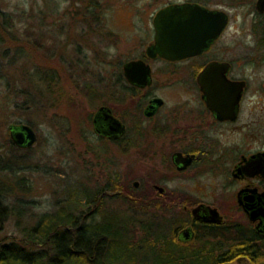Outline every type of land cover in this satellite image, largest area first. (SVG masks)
<instances>
[{"label": "flooded vegetation", "instance_id": "flooded-vegetation-1", "mask_svg": "<svg viewBox=\"0 0 264 264\" xmlns=\"http://www.w3.org/2000/svg\"><path fill=\"white\" fill-rule=\"evenodd\" d=\"M182 2L225 11L227 25L201 52L183 58L150 55L153 39L140 55L111 62L109 101L97 110L107 105L125 128L104 134L94 126V153L99 164L106 160L101 164L113 168L118 182L113 176L97 184L91 211L129 195V182L115 172L122 161L108 154L126 157L135 150L142 164L156 165L133 180L139 199L170 221L175 241L190 258L264 264V2L171 3ZM237 6L250 22H233ZM131 59L150 65V82L128 78L125 63ZM199 247L203 254H193Z\"/></svg>", "mask_w": 264, "mask_h": 264}, {"label": "trees", "instance_id": "trees-1", "mask_svg": "<svg viewBox=\"0 0 264 264\" xmlns=\"http://www.w3.org/2000/svg\"><path fill=\"white\" fill-rule=\"evenodd\" d=\"M101 1L81 0L83 31L104 30ZM45 9L39 12L41 18L47 13ZM34 14L38 15L24 5L18 10H11L0 4L1 95L8 96L9 104L15 109H22L24 115L32 108L36 111L60 104L69 92L66 79H71L75 86H81L78 89H86L84 94L92 105L107 103L109 87L95 84L98 81L91 79L92 60L87 58L88 52L82 46L77 45V55L73 59L63 60L69 62L68 65L21 64L30 60L32 47L41 52L44 50L48 57L57 54L53 49L47 52L49 38L45 35L44 20L37 21L35 32L31 29ZM90 115L92 119V113ZM2 146L6 145L0 144V264H211L190 258V251L175 241L170 221L164 219L156 223L155 218H161L158 213L150 210L133 193L125 200L129 211L125 216L119 210H108L105 203L98 211L87 208L80 213L73 208V203L82 200L79 198L81 194L74 193L68 194L54 210H34L30 214L28 204L11 198L16 191L28 190L25 183L27 176L11 179L19 171L29 168V164L17 159L13 151L25 147L18 146L12 138L9 150L4 151ZM16 179L23 185L18 186ZM72 191H76L75 188ZM82 193H87L85 203L94 204L95 194ZM11 219L20 228L18 233L1 235L5 223ZM155 226L161 230L154 229ZM141 245H146L150 251L143 259L136 253V248H141ZM203 251L204 248L199 247L193 254H203Z\"/></svg>", "mask_w": 264, "mask_h": 264}, {"label": "rangeland", "instance_id": "rangeland-1", "mask_svg": "<svg viewBox=\"0 0 264 264\" xmlns=\"http://www.w3.org/2000/svg\"><path fill=\"white\" fill-rule=\"evenodd\" d=\"M174 1L180 0H103L101 2L105 27L101 31H83L81 0H1L0 4L11 10H18L24 5L26 8L32 9V12L38 13L31 18V29L35 32L38 28L37 21L44 20L45 35L49 38L46 44L47 52L51 49L57 51L55 56L48 57L44 50L41 52L32 47L30 60L23 61L21 64L57 67L64 66L65 63L68 65L69 62L63 60L65 58L68 61L73 59L77 55L75 48L79 45L84 48L85 52H88L87 58L92 60L91 79L98 81L95 84L104 86L107 85V79L110 78L111 62L114 58L115 60H124L134 55H140L147 44L154 39L153 16L155 12L160 7ZM213 5L231 7L224 3H214ZM45 7L47 13L43 19L39 12ZM232 8L234 9V7ZM235 8L233 11L239 13V18L235 20L234 16L233 22H250L243 20L244 7L237 6ZM56 33L58 35L54 38L53 35ZM91 79L89 80L92 82ZM66 80V88H69V92L64 95L60 104L48 107V109L40 108L36 111L32 108L24 115L22 109H15L9 104L8 96L1 95L3 83L0 81V144L6 145L1 148L4 151L10 148V123L20 120L28 122L30 119L31 124L38 132L37 141L33 146L13 150L17 159L25 160L29 164V168L21 170L11 177L14 179L17 176H27L25 183L28 186V190L16 191L11 198L28 204L30 214L34 210H54L60 206L68 194L72 193L81 194L78 197L82 200L73 203V208L76 211L81 213L87 208L92 210L93 204L85 203L87 193L83 195L82 191L92 192L96 195L97 184L104 185L113 176V182H118L117 173L114 175L112 173L113 168L109 169L108 166L101 164L106 160L99 164L94 153L97 142L94 134L93 115L103 102L92 105L88 96L84 94L86 89L82 91L78 89L81 86H75L71 79ZM90 113H92V119ZM99 143L101 144V141ZM108 156L119 158L122 161L121 166L115 167V172L119 170L125 180L129 182V195L131 196L133 193L139 196L140 189L133 185V180L140 179L146 169L156 168V165L150 163H146L147 165L143 163V165L141 155L135 150H132L126 157L116 152H110ZM103 157L106 158V156ZM16 182L20 186L21 183H18L17 179ZM74 188L76 191H72ZM129 195H125L124 199H122V195L118 199L108 200V209L110 211L119 210L125 216L129 212L128 205L125 203V200L130 197ZM155 209L152 205L151 210ZM146 217L155 218L154 216ZM155 219L156 223L162 222L161 218ZM19 229L14 219H11L5 223L1 235L17 234ZM154 229L161 230L158 226H155ZM141 246V248H136V253H139L138 257L143 259L150 251L146 249V245ZM151 259L153 260V257Z\"/></svg>", "mask_w": 264, "mask_h": 264}, {"label": "water", "instance_id": "water-1", "mask_svg": "<svg viewBox=\"0 0 264 264\" xmlns=\"http://www.w3.org/2000/svg\"><path fill=\"white\" fill-rule=\"evenodd\" d=\"M227 22L228 14L222 10L208 8L200 3H169L160 7L153 16L155 35L154 41L148 45V52L168 59L201 52L220 34ZM205 71L208 69L202 72L200 79L204 77ZM125 73L132 82L145 84L151 81L150 65L143 59L127 61ZM154 100L160 101L159 98ZM93 124L98 132L104 134H110L113 129L125 128L107 105L100 106L96 111ZM9 130L11 138L20 147H30L37 141L38 132L30 122L10 123Z\"/></svg>", "mask_w": 264, "mask_h": 264}]
</instances>
